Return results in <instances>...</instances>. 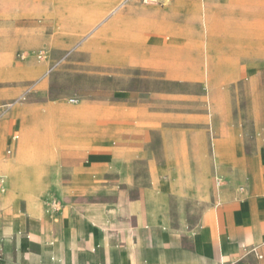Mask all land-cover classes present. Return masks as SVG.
<instances>
[{
    "label": "crops",
    "instance_id": "1",
    "mask_svg": "<svg viewBox=\"0 0 264 264\" xmlns=\"http://www.w3.org/2000/svg\"><path fill=\"white\" fill-rule=\"evenodd\" d=\"M186 5L191 7L187 22L197 25V31L184 34L190 38L185 54L189 70H182L177 53V14L171 8L170 22L160 28L168 38L167 56L143 79L164 75L183 80L199 74L207 91L203 120L210 137L198 132L170 134L159 128L144 132L141 150H129L122 132L115 149H101L107 145L95 141L86 151L67 156L62 167L46 170V163L52 161L44 159L52 157V151L35 142L44 136V122L51 124L54 117L82 118L90 108L79 105L33 118L25 106L10 104L8 117L20 121L22 135L20 140L19 135L11 136L7 118L0 117V181L6 178L0 187L4 188L0 189V249L4 250L0 264H264V144L248 154L245 136L214 135V113L221 108L217 74H222L225 60L216 49L222 39L218 6L207 0ZM115 6L116 2L96 0L94 9L104 15ZM229 26L228 38L240 39V23L230 18ZM140 29L134 35L128 32L118 43L104 40L94 46L128 54L134 48L147 51L148 36L159 28L146 23ZM151 104L137 103L134 110ZM124 107L119 105L114 113L117 120L137 118ZM33 128L40 133L29 134ZM72 131L79 135L83 130L75 126ZM10 146L14 152L9 155ZM27 151L29 156L24 155ZM216 175L222 179L218 189ZM39 190L53 191L52 208H44Z\"/></svg>",
    "mask_w": 264,
    "mask_h": 264
},
{
    "label": "rangeland",
    "instance_id": "2",
    "mask_svg": "<svg viewBox=\"0 0 264 264\" xmlns=\"http://www.w3.org/2000/svg\"><path fill=\"white\" fill-rule=\"evenodd\" d=\"M199 1L108 0L116 6L103 15L94 9L96 0H13L12 4L0 0V117L7 118L11 136L19 135L20 140L22 135L20 121L7 113L10 104L18 102L33 118L79 105L90 108L82 118L54 117L51 124H43L44 136L36 137L35 142L52 151V157L44 159L52 161L46 163V170L62 167L67 156L86 151L95 141L107 145L101 149L113 150L122 132L129 150H141L144 132L159 128L170 134L198 132L210 137L203 120L207 91L199 74L183 80L164 75L143 79L150 70L160 68L167 56L168 38L160 28L170 22L171 8L177 14V53L182 70H189L185 54L190 38L184 34L197 31V25L187 22L191 7L186 4ZM207 1L218 6L216 20L222 39L216 49L225 58L223 72L217 74L222 84L218 85L221 108L214 113L213 132L245 136L249 154L264 144V0ZM230 18L241 25L242 35L236 41L227 36ZM146 23L159 28L148 36L147 51L134 48L128 54L94 46L104 40L118 43L128 32L139 33ZM145 101L152 104L134 110L135 104ZM121 104L138 114L137 118L117 120L114 113ZM95 105L100 107L92 108ZM75 126L83 130L79 135L72 131ZM205 145L210 149V140ZM5 150L3 156H7ZM9 150L10 155L14 147ZM1 179L5 185L6 178ZM37 193L44 208H52L53 191ZM3 251L0 249V257Z\"/></svg>",
    "mask_w": 264,
    "mask_h": 264
},
{
    "label": "bare ground",
    "instance_id": "3",
    "mask_svg": "<svg viewBox=\"0 0 264 264\" xmlns=\"http://www.w3.org/2000/svg\"><path fill=\"white\" fill-rule=\"evenodd\" d=\"M9 1V0H8ZM12 1V0H11ZM131 34H133V32L131 33ZM137 34V33H136ZM134 35V34H133ZM170 38H173V37H170ZM133 39H136V38H134L133 37ZM174 40V39H173ZM137 41V40H136ZM175 41L177 42V40L175 39ZM173 42V41H172ZM134 46H136V45H134ZM204 46V45H203ZM125 48V47H124ZM173 51H175L174 49H172ZM172 51V52H173ZM177 51V50H176ZM175 51V52H176ZM169 52V51H168ZM6 59H7V57H6ZM177 63H179V62H177ZM78 107V106H77ZM81 107V106H80ZM20 111V110H19ZM24 111V110H23ZM66 112H67V110H65ZM27 112V111H26ZM25 112V113H26ZM71 112H73V111H71ZM76 112V111H75ZM18 114H19V112H18ZM29 114V113H28ZM57 114V113H56ZM68 115H70V114H68ZM77 115V114H76ZM80 115V114H79ZM78 115V116H79ZM65 116H67V115H65ZM82 116V115H81ZM45 123V122H44ZM40 125H41V123H40ZM42 130V129H41ZM40 133V131L38 130V129H35V128H33V129H31V130H29V134H31V135H37V134H39ZM27 150H30L31 148L28 146L27 148H26ZM26 153H28V154H26ZM24 155H28L29 156V151H27V152H25V154ZM27 159H29V157H27ZM3 165V164H2ZM3 169V168H2ZM6 170V169H5ZM2 171V170H1ZM6 172H8V171H6ZM14 172V171H13ZM12 172V173H13ZM15 174V173H14ZM16 179H17V177H16ZM1 190H3L4 188H0ZM6 190V189H5ZM4 201V200H3ZM23 247V246H22Z\"/></svg>",
    "mask_w": 264,
    "mask_h": 264
},
{
    "label": "built area",
    "instance_id": "4",
    "mask_svg": "<svg viewBox=\"0 0 264 264\" xmlns=\"http://www.w3.org/2000/svg\"><path fill=\"white\" fill-rule=\"evenodd\" d=\"M4 184L3 181H0V187ZM222 184V179L219 176H215V185L216 188L218 189L220 187V185ZM240 189H242V187H240ZM258 258H261V255H258Z\"/></svg>",
    "mask_w": 264,
    "mask_h": 264
}]
</instances>
